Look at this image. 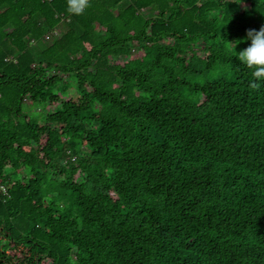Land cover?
Here are the masks:
<instances>
[{
  "label": "trees",
  "instance_id": "trees-1",
  "mask_svg": "<svg viewBox=\"0 0 264 264\" xmlns=\"http://www.w3.org/2000/svg\"><path fill=\"white\" fill-rule=\"evenodd\" d=\"M0 0V264H264V0Z\"/></svg>",
  "mask_w": 264,
  "mask_h": 264
},
{
  "label": "clouds",
  "instance_id": "clouds-1",
  "mask_svg": "<svg viewBox=\"0 0 264 264\" xmlns=\"http://www.w3.org/2000/svg\"><path fill=\"white\" fill-rule=\"evenodd\" d=\"M66 2L67 12L75 16L83 15L91 6L90 0H66ZM241 39L250 40V44L236 52L235 46L239 42L237 41L233 47V53L243 65L252 70L253 80L249 82V88L258 90L261 87L260 82L264 81V24L259 30L247 29L246 36Z\"/></svg>",
  "mask_w": 264,
  "mask_h": 264
}]
</instances>
